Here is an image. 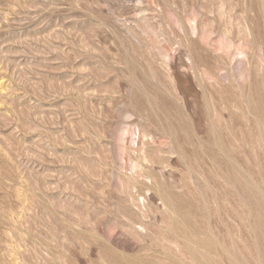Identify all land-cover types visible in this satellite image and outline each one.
<instances>
[{"label":"rangeland","instance_id":"374dc122","mask_svg":"<svg viewBox=\"0 0 264 264\" xmlns=\"http://www.w3.org/2000/svg\"><path fill=\"white\" fill-rule=\"evenodd\" d=\"M0 264H264V0H0Z\"/></svg>","mask_w":264,"mask_h":264}]
</instances>
